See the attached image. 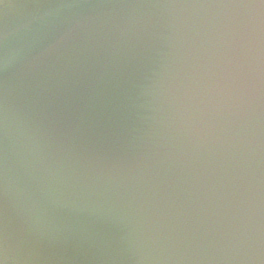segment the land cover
<instances>
[{
  "label": "water",
  "instance_id": "1",
  "mask_svg": "<svg viewBox=\"0 0 264 264\" xmlns=\"http://www.w3.org/2000/svg\"><path fill=\"white\" fill-rule=\"evenodd\" d=\"M0 264H264V0H0Z\"/></svg>",
  "mask_w": 264,
  "mask_h": 264
}]
</instances>
